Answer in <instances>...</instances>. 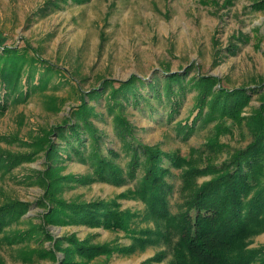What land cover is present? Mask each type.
Returning a JSON list of instances; mask_svg holds the SVG:
<instances>
[{
	"label": "rangeland",
	"instance_id": "rangeland-1",
	"mask_svg": "<svg viewBox=\"0 0 264 264\" xmlns=\"http://www.w3.org/2000/svg\"><path fill=\"white\" fill-rule=\"evenodd\" d=\"M48 1L0 0V43L38 51L42 60L61 68L65 76L77 72L84 81L68 76L72 87L24 101L1 100L0 206L14 201L27 206L24 215L0 232V264H59L60 253L51 258L50 241H35L36 233L25 242L22 233L40 226L55 239L91 237L94 244L117 243L127 249L85 264H178L175 246L180 236L173 226L188 216L192 195L209 179L210 166L222 163L251 140L246 121H203L201 116L195 121L194 91H185L171 118L163 111L167 107L154 103L143 112L127 109L134 140L157 148L167 158L166 217L140 199L143 169L138 167L128 177L130 156L122 151L124 146L109 123L96 126L105 134L106 146L118 151L113 159L117 176L98 175L89 163L76 159L59 158L47 164L43 150L50 128L60 125L71 107L80 103V91L96 88L106 79L126 82L137 76L148 81L163 70L189 69L187 78L211 76L225 87L259 86L264 93V1L53 0L59 5L55 11L44 9ZM240 36L246 41L237 40ZM231 44L237 46L235 54L228 50H233ZM260 105L253 95L242 119ZM51 139L58 140L54 135ZM47 166L65 178V188L56 194L59 198L115 201L133 217L118 230L48 223L50 208L42 206L47 197L37 183ZM16 237L24 241L13 242ZM250 238L248 249L264 248V229Z\"/></svg>",
	"mask_w": 264,
	"mask_h": 264
},
{
	"label": "trees",
	"instance_id": "trees-1",
	"mask_svg": "<svg viewBox=\"0 0 264 264\" xmlns=\"http://www.w3.org/2000/svg\"><path fill=\"white\" fill-rule=\"evenodd\" d=\"M56 1L49 0L44 9L57 10L59 5ZM72 1L79 3L81 0ZM237 40L246 41L245 36ZM231 48L233 50L228 48L230 54H235L237 46L231 44ZM188 70L184 73L163 70L148 81L137 76L126 82L106 79L96 88L80 91V103L71 107L60 125L50 128L48 144L43 150L44 159L47 164L59 158L76 159L89 163L98 175L113 173L117 176L118 168L113 159L117 158L118 151L106 146L107 138L96 126V123H109L115 137L124 146L122 151L130 156L128 177H133V171L138 167L143 169L138 183L140 199L166 217L165 195L169 191L165 181L169 175L165 165L167 158H163L157 148L134 140L126 113L129 107L143 112L154 103L167 107L163 111L171 118L177 112L185 91H194V105L198 110L195 121L200 116L203 121L244 120L251 140L222 163L210 166L207 171L209 179L192 195L188 216L184 222L182 220L173 226L179 230L180 236L175 246L178 264H264L263 247L247 248L250 237L264 229V93L259 86L225 87L211 76L187 78ZM68 76L76 82L84 81L77 72ZM68 76L61 68L42 60L38 51L35 53L27 47L16 48L0 43V103L10 98L24 101L45 91L54 93L67 85L72 87ZM253 95L261 105L252 108L242 119L241 113L250 106ZM186 128L191 131L189 126ZM52 135L58 140L52 141ZM64 179L54 174L53 166H47L44 174L38 176L37 183L47 197L42 206L50 208L45 218L48 223L118 230L133 217L129 210H122L115 201L82 202L59 198L56 194L65 188ZM26 206L19 201L0 206V232L24 215ZM36 233L35 241L47 240L52 244V259L60 253L59 264H85L100 256L127 251L117 243L94 244L91 237L81 241L75 235L55 239L41 226L22 233L26 234L25 242ZM21 241L24 239L17 240L16 237L13 242Z\"/></svg>",
	"mask_w": 264,
	"mask_h": 264
}]
</instances>
